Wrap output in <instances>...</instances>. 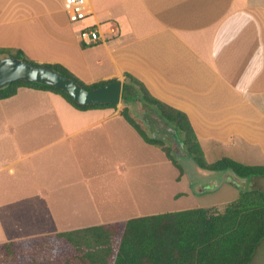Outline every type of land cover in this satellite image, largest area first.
Wrapping results in <instances>:
<instances>
[{
    "label": "crops",
    "instance_id": "1",
    "mask_svg": "<svg viewBox=\"0 0 264 264\" xmlns=\"http://www.w3.org/2000/svg\"><path fill=\"white\" fill-rule=\"evenodd\" d=\"M90 2L84 24L98 26L106 41L79 39L82 25L69 20L68 0H0V47L22 49L37 63L62 64L87 84H124L130 73L188 115L209 162L229 157L264 165V0ZM112 24L116 34L108 32ZM120 110L78 109L59 93L27 86L0 99V170L11 172L10 187H22L5 198L0 180V209L12 224L5 227L0 211V244L16 242L12 264H110L119 245L111 235L121 222L163 213L144 212L127 167L98 155L104 147L115 150L113 137L129 145L120 140L122 120L130 124ZM21 135L29 147H21ZM251 189L264 190V177L198 167L174 197L193 203L179 210H222ZM105 191L115 197L112 205ZM218 191L233 197L206 200ZM106 228L109 236H100ZM60 243L69 247L63 257L56 256Z\"/></svg>",
    "mask_w": 264,
    "mask_h": 264
},
{
    "label": "trees",
    "instance_id": "2",
    "mask_svg": "<svg viewBox=\"0 0 264 264\" xmlns=\"http://www.w3.org/2000/svg\"><path fill=\"white\" fill-rule=\"evenodd\" d=\"M7 56L51 68L87 89L115 80L87 84L62 64L37 63L22 49L0 47V58ZM22 86L59 93L78 109H117V104L113 103L80 104L56 86L25 80L0 88V99L15 95ZM122 103L120 114L147 143L161 147L177 167H180L178 158L170 148H164V140L156 134L148 133L147 129L155 132L147 118L150 112H154L172 130L185 153L200 168L211 171L232 170L242 178L264 177V165H247L229 157L209 162L188 115L153 96L145 84L130 73L125 75ZM134 116L149 123L143 127ZM119 225L123 228L122 239L110 264H250L257 246L264 239V190L241 191L222 210L190 208L168 211L131 218ZM15 244L14 241L5 242L0 244V248L10 256ZM10 260L12 264V257Z\"/></svg>",
    "mask_w": 264,
    "mask_h": 264
},
{
    "label": "rangeland",
    "instance_id": "3",
    "mask_svg": "<svg viewBox=\"0 0 264 264\" xmlns=\"http://www.w3.org/2000/svg\"><path fill=\"white\" fill-rule=\"evenodd\" d=\"M117 108L119 110L122 109L123 103L121 102L119 105H117ZM134 117L143 127H145L147 123H149L145 120L143 121V119H138L136 116ZM147 118H149V121L155 130L154 132L151 129H147L148 133L156 134L157 137L164 140V148L171 149L173 155L178 158L180 167L174 165L158 146L150 145L149 143H147L138 134V132L124 119L122 120V125L125 128H123V135L120 140L124 139V142H127L129 145H125L123 147L120 142L113 137L112 143L115 150H111L109 147H104L105 150L100 149L98 155L101 158V161L103 158H105L106 162L108 163L109 161L114 164L122 163L127 167L128 172L126 176H130L133 179L132 190L135 197L134 201L138 205L143 207L144 212H168L177 211L182 208H188L193 203H190L187 196L179 195V199H176L174 195L179 191H184L187 189L188 175L193 177L199 166L191 156L185 153L182 145L180 144L172 130L154 112H150ZM23 127H27V125L25 126L24 124ZM4 131L6 133H9V131L11 132V128L8 124L4 127ZM25 138L26 136L21 135V139L19 140L21 147L26 148L29 147L30 144H27V141L24 140ZM87 150H82L83 154ZM95 152H97L96 147L93 149H89L86 154L82 156L88 158V156ZM78 157H81V154H79ZM119 169L120 168H118V170ZM183 172L185 173V176L182 180H179L177 182L176 178L181 177V174ZM116 173L117 171H114V174ZM10 176L11 172L8 169L0 170V180L4 181L5 183V198L8 197L13 189H22L21 186L10 187ZM7 181L9 182L8 184H6ZM219 192L222 196H219ZM110 196L111 200L109 201L108 205H112V203L115 202V197L113 195ZM232 197L233 195L227 193V191L226 194L223 191H218L211 192L206 195V200L210 202H218L220 199L221 201H229ZM7 203L8 202H4L1 204L5 205ZM9 205L11 207V203ZM223 206L224 205H221L220 208L223 209ZM4 209H0V211L3 212L4 224L5 227L10 228V226L12 225L11 218L7 217L6 214H4ZM122 229L123 228H121L120 232L111 235V238H113L114 242H117V244H120V241L122 239ZM107 230L108 228L100 230V236H107L106 233H110V231ZM2 239H4V237ZM109 244L111 245V243ZM61 245L64 244L60 243L57 246L59 252L56 256L59 257H63L66 253V249L69 248ZM13 247L14 249L16 248L14 245ZM13 247L12 250H14ZM12 253L13 251L9 253V256L5 251L0 250V264H10ZM250 264H264V239L257 246Z\"/></svg>",
    "mask_w": 264,
    "mask_h": 264
},
{
    "label": "water",
    "instance_id": "4",
    "mask_svg": "<svg viewBox=\"0 0 264 264\" xmlns=\"http://www.w3.org/2000/svg\"><path fill=\"white\" fill-rule=\"evenodd\" d=\"M18 80L56 86L80 104L113 103L119 105L122 102L123 82L121 79L87 89L74 79L51 68L35 65L13 56L0 58V88Z\"/></svg>",
    "mask_w": 264,
    "mask_h": 264
},
{
    "label": "built area",
    "instance_id": "5",
    "mask_svg": "<svg viewBox=\"0 0 264 264\" xmlns=\"http://www.w3.org/2000/svg\"><path fill=\"white\" fill-rule=\"evenodd\" d=\"M67 13L72 23L82 25L78 31V37L85 45H93L107 40L105 33H102L98 26L84 24V20L92 13L90 0H68ZM108 32L116 34L118 27L112 24Z\"/></svg>",
    "mask_w": 264,
    "mask_h": 264
}]
</instances>
